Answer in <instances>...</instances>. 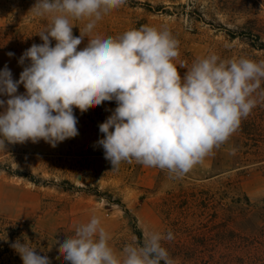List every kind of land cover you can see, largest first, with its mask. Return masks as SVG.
Segmentation results:
<instances>
[{"label":"rangeland","instance_id":"rangeland-1","mask_svg":"<svg viewBox=\"0 0 264 264\" xmlns=\"http://www.w3.org/2000/svg\"><path fill=\"white\" fill-rule=\"evenodd\" d=\"M35 3L0 0V70L7 65L14 80L30 63L19 64L21 55L43 43L37 33L50 23L33 15ZM86 22L72 21L74 36ZM145 24L167 26L178 39L174 63L181 75L212 53L222 60L264 62V49L251 45L258 44L255 36L264 42V0H126L97 23L92 35L114 37ZM231 33L243 34L232 38ZM87 43L85 37L78 49ZM25 91L21 84L17 94ZM253 98L256 106L227 142L182 178L135 161L112 170L95 142L103 138L98 126L115 101L83 114L74 109L79 135L55 148L43 140L5 141L0 150L1 260L23 264L12 247L19 240L47 255L51 264H70L55 241L62 243L95 215L118 256L125 245L140 244L138 232L143 243L148 233L170 231L173 238L162 245L171 264H264V79ZM22 175H33L38 184Z\"/></svg>","mask_w":264,"mask_h":264},{"label":"clouds","instance_id":"clouds-1","mask_svg":"<svg viewBox=\"0 0 264 264\" xmlns=\"http://www.w3.org/2000/svg\"><path fill=\"white\" fill-rule=\"evenodd\" d=\"M126 0H36V17L50 18L18 63L14 80L5 65L0 70V150L10 144L45 141L55 148L79 135L74 109L83 114L106 101L115 109L99 124L112 170L122 162L166 170L182 178L227 142L256 106L253 93L264 79V62L248 58L222 60L212 53L197 58L180 74L174 61L179 41L167 26L141 25L116 36H93L97 23ZM87 21L79 36L72 21ZM88 43L78 49L85 39ZM55 45H52V41ZM11 57L14 53L9 52ZM23 85L25 93L17 94ZM172 233L153 232L143 243L124 246L118 256L110 237L93 215L59 244L70 264H171L162 241ZM12 247L23 264H51L47 255L17 240Z\"/></svg>","mask_w":264,"mask_h":264},{"label":"trees","instance_id":"trees-1","mask_svg":"<svg viewBox=\"0 0 264 264\" xmlns=\"http://www.w3.org/2000/svg\"><path fill=\"white\" fill-rule=\"evenodd\" d=\"M240 34L242 35L243 33H240ZM240 34L235 35V33H231L230 36H231L232 38H234V37H236V36H241ZM245 36H246V35H245ZM255 38H256L258 44H252V43H251V45H252L253 47L257 48V49H264V42L258 41V40H259V37H258V36H255ZM22 177L27 178L28 180L32 181V182L35 183V184H38V182L34 179L33 175H29V176H27V175H22ZM71 187H72V188H76L74 185H71ZM137 236H138V238H139V242H140V244H142V241H141V234H140V232L137 233ZM0 264H8V260H7V261H4V260H1V258H0ZM161 264H164V262L161 261Z\"/></svg>","mask_w":264,"mask_h":264}]
</instances>
